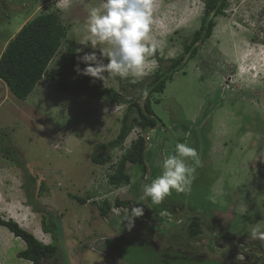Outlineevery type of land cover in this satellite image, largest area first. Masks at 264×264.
<instances>
[{"label":"rangeland","instance_id":"374dc122","mask_svg":"<svg viewBox=\"0 0 264 264\" xmlns=\"http://www.w3.org/2000/svg\"><path fill=\"white\" fill-rule=\"evenodd\" d=\"M204 8L202 0H0V56L27 21L54 11L95 85L119 89L120 76L156 71L155 52L166 65L183 53ZM215 22L197 55L151 95L163 124L146 134L148 171L130 166L132 181L120 187L108 180L112 164L141 128L105 164L93 156L105 157L126 103L61 92L49 77L20 99L0 79V218L48 244L34 207L50 211L62 229L44 264H264V0H228ZM67 54L63 41L49 64L59 78ZM119 197L142 211L116 206ZM193 214L202 233L188 239ZM25 246L0 224V264H32L18 257Z\"/></svg>","mask_w":264,"mask_h":264},{"label":"trees","instance_id":"16d2710c","mask_svg":"<svg viewBox=\"0 0 264 264\" xmlns=\"http://www.w3.org/2000/svg\"><path fill=\"white\" fill-rule=\"evenodd\" d=\"M205 4L204 13L201 17V25L198 30L184 39V51L178 57L168 61L158 57L155 52L154 57L159 61L156 71L142 78L120 76L119 89L114 87H97L94 83L95 69L86 67L78 60V55L73 42L67 39V27L61 21L57 12L51 11L40 13L27 21L18 33L8 42L5 50L0 56V79L3 80L12 93L20 99H26L40 80L49 77L57 84L61 92L69 94H82L91 91L94 95L110 102L126 103V110L121 118L120 131L116 138L108 143L102 144L106 150L105 157L93 156V160L100 164H105L111 160V150L123 146L129 133L135 127L141 128L142 132L134 139L129 147L121 154L115 164H112V171L108 180L115 186L130 184L132 173L129 167L132 165L140 167L145 176L148 171V138L146 134L163 124L154 111L151 101L153 93H162L174 73L183 68L189 59L195 57L199 50V45L204 43L213 33L216 25L215 17L225 14L228 0H202ZM63 41L68 42V53L63 57L60 66L67 72L66 77L59 78L53 71L49 70V64L60 51ZM79 71V72H78ZM6 148L8 154L11 153ZM33 182L37 181V176H31ZM41 187L36 196L40 195ZM27 193L29 187H27ZM29 204L33 197L29 194ZM86 201L84 198H79ZM116 206L128 207L135 211H142V207L133 206L130 198H117ZM34 206V205H33ZM111 204L104 200L100 206L101 215L106 217L111 210ZM34 210L41 214L42 229L50 233L53 237L51 243H44L39 240L34 233L23 228L14 219L0 218V224L6 226L15 236L25 241V248L18 252V257L31 261L32 264H44L56 257L58 253V237L61 225L48 209L41 208L37 203ZM188 223V239L196 238L202 233V220L199 215L193 214Z\"/></svg>","mask_w":264,"mask_h":264}]
</instances>
